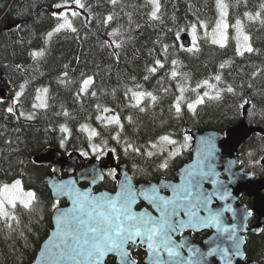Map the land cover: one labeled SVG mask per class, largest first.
I'll return each mask as SVG.
<instances>
[{
	"label": "trees",
	"instance_id": "obj_1",
	"mask_svg": "<svg viewBox=\"0 0 264 264\" xmlns=\"http://www.w3.org/2000/svg\"><path fill=\"white\" fill-rule=\"evenodd\" d=\"M82 2L85 8L76 9L81 13L73 21L77 31L55 33L53 30L60 21L52 7L64 0H0V89L7 87L6 99H0V185L19 179L26 189L36 193L31 210L16 208L14 215L19 223L13 220L11 228L6 224L0 227V264H33L49 236L53 213L60 206L55 204L45 184L51 166L35 162L46 151L59 150L64 155L86 153L82 156L100 161L111 152L117 161L128 166L134 178L152 181L182 167L186 154L179 153L178 160L168 159V154L149 158L131 149L126 153V141L140 147L141 153L152 150L151 144H159L162 135H170L179 146L187 147L190 132L224 134L241 124L248 109V125L264 129V24L244 15L255 16L260 12L264 19L261 8L264 0H225L229 5L226 19L230 27L225 47L212 44L210 36L205 38V29L199 23H206L210 34L219 17L216 0H159L157 19L151 17L154 9L147 0H117L115 5L111 0ZM109 15L113 19L105 23ZM237 19L243 23L255 50L243 56L237 53L234 38L233 25ZM193 24L197 25L199 50L187 51L193 43L185 47L183 36L191 37ZM114 30H119L116 37L110 35ZM49 32L53 33L51 39L47 36ZM113 41L121 43V47L116 48ZM34 52L44 55L33 57ZM157 59L164 64L163 68L155 65ZM221 64L225 65L223 69ZM152 67H157L155 74L148 71ZM172 71L178 73L176 78L171 76ZM185 75L191 87L207 79L221 89L232 86L235 91H223L220 100L205 98V103L193 113L187 104L195 93L189 89L177 113L174 105ZM215 75L221 76V82L213 79ZM87 77L94 80L89 94L77 96ZM25 82L24 95L20 104H14L16 115H13L7 108ZM44 88L48 90L44 93L48 107L33 108L37 90ZM128 89L151 92L157 100L153 103L145 98L141 105L145 110L140 111L132 106L135 101ZM92 91L95 96L90 95ZM205 91L209 89H199L201 95ZM245 100L249 103L244 104ZM104 108L112 109L120 117L122 131L115 125L100 124L96 117ZM20 111L32 114L33 119L19 116ZM65 111L68 116L63 115ZM62 125L70 129V134L60 131ZM82 125L100 133L93 143L88 133L81 131ZM117 132L119 142L112 139ZM92 144L105 147L104 153L93 152ZM240 154L242 168L254 180L263 179L264 136L253 135ZM165 159L169 170L158 171V165ZM110 182L106 180L101 189H112ZM242 203L252 209L251 201L244 199ZM256 223L255 216L250 224ZM205 236L201 235V239ZM246 259L264 264V230L258 236L248 235Z\"/></svg>",
	"mask_w": 264,
	"mask_h": 264
},
{
	"label": "snow or ice",
	"instance_id": "obj_2",
	"mask_svg": "<svg viewBox=\"0 0 264 264\" xmlns=\"http://www.w3.org/2000/svg\"><path fill=\"white\" fill-rule=\"evenodd\" d=\"M149 4L153 6L151 11V17L157 19V13L160 11L159 0H147ZM73 3L77 8H85V4L82 0H73ZM111 3L115 5L117 0H111ZM217 9L219 12V19L215 23V27L209 34L207 32V24L199 22L200 26L205 29V38L211 39V43L225 47L228 43V28L227 23L228 15V3L225 0H216ZM58 8L67 9L70 7L68 0H64V3L56 5ZM264 10V5L261 6ZM55 15V14H54ZM80 13L78 11H71V17H78ZM249 20L257 19L264 24V19H261V13L257 12L255 16L251 13L244 14ZM60 21L55 29V33H59L62 30L76 32L77 29L74 27L72 19L69 18V12L64 11L57 16ZM111 15L107 16L105 23L112 21ZM235 28V40L236 50L240 56H243L246 52L252 53L253 49L250 43V36L245 33L244 25L241 20L237 19L233 25ZM53 33L47 34L48 38L51 39ZM111 36L116 37L119 35V30H114L110 33ZM191 38L193 47L187 49V51H198L196 47L197 38V25H191ZM115 43V41H113ZM111 46V44H109ZM116 48L121 47V43H115ZM166 51V47H165ZM33 57H42L43 52L32 53ZM173 63H176L173 61ZM155 65L160 68L164 67L161 60H155ZM19 67V66H18ZM67 67V66H65ZM224 64L220 65L223 69ZM149 72L155 74L157 67L148 69ZM67 76V72L64 73ZM171 76L176 78L178 73L176 71L171 72ZM144 79H148L147 76ZM217 82H221V76L215 75L213 78ZM94 84L92 77H87L83 80L80 92L81 94H89V87ZM25 84L20 85L19 91L16 92L13 99V104H20L21 97L24 95ZM139 87V86H137ZM251 87V85H249ZM200 88H207L209 91H205L202 95L199 92ZM191 90L195 93V98L187 104L190 111L195 113L198 105L205 103V98L208 100H220L222 92L234 93L232 86H227L224 89L217 87L209 80L205 79L202 83L197 84L195 87H191L188 84V78L184 76V83L179 87L180 96L177 98L174 105L176 112L181 111V101L184 100V93L187 90ZM47 89H38L36 101L33 104V108L46 109L48 107L46 96L41 97L39 93H47ZM131 93V99L135 101L133 107H139L140 111H144L145 108L141 107L145 98H150L151 102L155 103L157 97L151 92L136 91L128 89ZM91 96H95V91L90 93ZM249 103L245 100L244 104ZM97 110L100 111V106L97 105ZM112 109L104 108L102 112H112ZM7 112L16 115L14 107L9 106ZM63 115L68 116V112H64ZM19 116L24 117L27 120L33 119V115H25L23 111L19 112ZM98 120L106 121V125H115L120 131L123 130V124L121 123L118 115L111 116H97ZM131 122V117H128ZM62 133L70 134V129L66 125H62L60 128ZM82 132L88 133V139L91 141L93 138L100 135L95 129H90L88 125L81 126ZM112 139L117 142L120 141L121 137L119 132L116 133ZM190 139V138H189ZM64 141L61 140L63 145ZM107 142H104L106 146ZM160 145H176L177 141L172 139L170 135H162L159 137ZM92 151L95 153L103 154L105 147L97 144L91 145ZM134 151L137 154H145L151 158L157 155H163L166 151L165 148L159 147L158 143H152L151 149H158V151L148 150L146 153H141L140 147H136L130 142H125L124 151L127 153L129 150ZM114 152L115 149H109ZM180 148H175L174 152H169V158L174 155H178ZM86 155V153H82ZM161 169H167L168 161L165 159L158 165ZM202 175H208V173H202ZM201 179L197 173H189V177L185 182L179 186L173 187V195L171 198L160 196L158 190L153 188L151 194L144 193L145 199H148L159 213L158 216L154 217L147 212L136 213L132 209V205L135 202V196L130 186H125L120 193H117L115 197H111L107 194L101 196H94L90 192L75 194L74 205L72 213H62L57 217V236L58 242L54 243L53 248L56 251L49 250L47 253L50 258L58 262H68V264H104L106 257L109 254H115L118 257L119 264H137V261L132 257L131 252L128 250V246L143 245L150 254L153 264H202V260L207 257L214 255L217 252V248L210 249L207 253H200L198 249L189 248L190 255L185 259L181 255V249L185 248L184 243H176L173 239L174 234L182 233V230L188 227H215L217 230L222 229V218L219 211H213L208 207L212 196L215 194H208L200 190ZM62 190H67L62 186ZM36 200V193L33 191H26L23 188L22 181L17 179L11 184L0 185V217L15 220L17 223L16 216L9 211L15 209L17 205H21L23 208L31 210ZM203 210L207 213L206 216H200V211ZM183 217H186L183 218ZM11 228V225H8ZM224 232H229V229L223 228ZM229 240L233 241L231 247L221 248L220 251L228 256L229 252L234 250V254H239V241L234 235V230L230 233ZM228 264H231L229 260Z\"/></svg>",
	"mask_w": 264,
	"mask_h": 264
},
{
	"label": "water",
	"instance_id": "obj_3",
	"mask_svg": "<svg viewBox=\"0 0 264 264\" xmlns=\"http://www.w3.org/2000/svg\"><path fill=\"white\" fill-rule=\"evenodd\" d=\"M183 41L185 47H190L191 40L188 35L183 37ZM6 93L7 87H1L0 99L4 100ZM11 104L13 107V103ZM246 112L247 110L245 111V116ZM255 134L264 136V129L250 127L245 120L237 128L228 131L226 135L215 131H193L190 134L193 139V160L175 173L178 182L162 181L159 185L142 182L136 186L133 177L128 171V166L126 164L117 165V161L112 153L107 155L105 164L102 165L99 161H93L92 159L85 160L77 153L65 159L59 150L45 152L35 162L38 165H52L56 169L54 175L46 179L45 184L52 192L55 201L66 200L69 207L59 210L53 217V229L47 240L42 244L33 264H68V262L54 261L47 253L49 250L56 251L53 245L59 239L57 236V217L62 213H72L75 207L74 200L77 192H90L97 197L102 194L115 197L127 185L130 186L135 196V202L132 205L133 211L143 213L146 211H138L136 209L141 202L152 205L148 199H145L144 193L151 194V190L156 188L159 194V189L162 188L170 192L171 195L168 198H171L173 187L183 184L189 177L190 172L199 175L201 179L200 190L210 195L215 194L212 196L208 207L213 211L221 213L222 229L217 230L215 227H204L202 225L183 229L182 233L184 231L197 233L205 231L212 232V234L200 244L193 242L191 235L182 239L181 243L185 244V248L180 250L181 255L187 259L190 255L189 248L198 249L200 253H207L210 249L217 248V245H219L217 252L214 255L205 257L202 260V264H228L229 260L231 264H255L246 259L247 236L249 234L258 236L264 230V179L254 181L253 176L241 168L240 161L241 147ZM262 165L264 167V159ZM113 169L118 171L119 185L116 192L103 191L95 194L94 190L104 182L105 174H108ZM58 171H65L70 175V178L60 180L58 178ZM202 173H208V175H202ZM73 174H76L77 178L73 177ZM82 184L89 186L82 188ZM62 186L67 190H62ZM244 195L254 200L251 212L241 204V199ZM148 214L154 216L151 213ZM253 214L258 216V222L255 226L249 227ZM199 215L206 216L207 213L201 210ZM183 218L186 219V217ZM223 228L229 229V232H224ZM232 230H234V235L240 242L239 254H234L233 250L229 252L228 256H225L220 249L232 246L233 241L228 239ZM180 234L176 233L174 236L179 237ZM174 236V241L179 243ZM139 247L146 250V247L143 245L133 246L131 244L128 246V250L131 252ZM147 254L143 264H153L148 251ZM111 257L116 258V264H119L118 257L115 254H109L104 264H109L108 260Z\"/></svg>",
	"mask_w": 264,
	"mask_h": 264
},
{
	"label": "flooded vegetation",
	"instance_id": "obj_4",
	"mask_svg": "<svg viewBox=\"0 0 264 264\" xmlns=\"http://www.w3.org/2000/svg\"><path fill=\"white\" fill-rule=\"evenodd\" d=\"M152 151H157V149H152ZM170 152H173V150H171ZM184 154H186L187 156V159L186 161L184 162V164L182 165L185 166L186 164L190 163L192 160H193V154L190 152V151H184L183 152ZM167 153L166 152H163V155H157V156H161V157H166ZM172 158V159H171ZM171 158H168V159H171V160H178L179 159V155H176V158H173V156ZM100 161V159L98 160ZM101 164L104 165L105 164V160L104 159H101ZM117 165H122V163H120L119 161H117ZM124 165V164H123ZM182 167L180 168H177V169H174L173 171H171V174H167L166 176H157L154 178V180L152 181H142L141 178H134V176L130 173L129 171V168H128V171L129 173L131 174V176L133 177V180L135 181V184L136 186H138L140 183L142 182H149V183H156L159 185V183H161L162 181H172V182H178V179L176 178V175L175 173L181 169ZM168 171L169 170V167H167V169H161L159 168L158 171ZM56 169L53 168V170H51V175H54ZM48 177V176H47ZM73 177L77 178V175L76 174H73ZM58 178L60 180H66L68 178H70V175L68 173H66L65 171H58ZM111 178V179H109ZM224 178V177H223ZM254 178V176H253ZM106 180H109L111 181L110 183L113 185V188L110 189V190H107V189H101V186L103 185V183H105ZM258 180V179H256ZM102 184L98 185L95 190H94V193L97 194V193H100V192H103V191H109V192H116L117 188H118V185H119V182H118V171L116 169H113L111 170L108 174H105V177H104V182ZM89 185H86V184H82V188H87ZM159 195L160 196H164V197H170V192L166 191V190H163L162 188L159 189ZM53 197V196H52ZM244 199H247L249 201L252 202L253 206H254V200L253 199H249L248 196L244 195L241 199V202L244 201ZM54 200V198H53ZM55 201V200H54ZM55 204L60 206L54 213H53V216H52V227H51V230L53 229V217L55 216V214L61 210V209H66L69 207V204L66 200H59V201H55ZM243 204V203H242ZM244 205V204H243ZM252 206V208H253ZM246 207V206H245ZM136 209L138 211H146L148 213H151L153 214L154 216H158V213L155 211V207L154 205H148L144 202H141L137 207ZM248 210H251V209H248ZM255 216L252 217L251 221L254 219ZM250 221V222H251ZM258 222V221H257ZM257 224V223H256ZM254 224H251V226H253ZM51 230L49 231V235H50V232ZM205 234V238L201 239V235ZM212 232H205V231H202V232H192V231H184L183 233H181L179 235V237H175L174 238L176 239L177 242L181 243V240L182 239H185L187 238L188 236H192V240L193 242L195 243H202L204 240H206L207 238H209L211 236ZM49 237V236H48ZM47 240V239H46ZM131 255L132 257L137 261L138 264H143L144 260L146 259L147 257V251L145 249H143L142 247H139L137 248L136 250H133L131 251ZM108 263L109 264H116V258H110L108 260Z\"/></svg>",
	"mask_w": 264,
	"mask_h": 264
},
{
	"label": "rangeland",
	"instance_id": "obj_5",
	"mask_svg": "<svg viewBox=\"0 0 264 264\" xmlns=\"http://www.w3.org/2000/svg\"><path fill=\"white\" fill-rule=\"evenodd\" d=\"M83 1V0H82ZM68 4L70 5V7L69 8H67V9H63V8H58V7H56V5L54 6V7H52L53 9V14H55V16H58L59 14H61L62 12H64V11H68L69 12V18L70 19H72V21H74L75 19H76V17H71V11H78L79 12V10H76L77 9V7H76V5L73 3V0H68ZM80 9V8H79ZM79 13H81V12H79ZM218 19H219V17H218ZM227 23H228V20H227ZM229 24V23H228ZM214 27H215V25H214ZM213 27V28H214ZM229 29H230V27L228 28V33H229ZM213 30V29H212ZM212 30L210 31V33L212 32ZM191 38V37H190ZM191 41H192V38H191ZM41 97L42 98H44L45 97V95H44V93H42L41 94ZM101 115H103V116H111V115H113V113L112 112H108V113H104V112H101L100 113ZM100 124L101 125H106V121H101L100 120ZM96 139V137L95 138H93L92 140H91V142L93 143V141ZM159 147H163V148H165L166 149V151H164V152H166L167 154H169V152L171 151V150H173V152L175 151V146L174 145H160V144H158V148ZM188 148H189V150H190V148H191V145L189 144L188 146H187ZM181 150H182V148H180V152H181ZM157 151H158V149H157ZM179 152V153H180ZM108 154H110V153H107L106 155H105V159H106V157H107V155ZM176 155H174L173 157H175ZM23 188L26 190V191H30V190H28V189H26L25 188V186L23 185ZM19 206V204L17 205V207ZM16 207V208H17ZM15 208V209H16ZM15 209H11L10 208V206H9V211L13 214V213H15ZM12 222H13V220L12 219H7V220H5V218H2V217H0V227L3 225V224H6V225H11L12 224Z\"/></svg>",
	"mask_w": 264,
	"mask_h": 264
}]
</instances>
